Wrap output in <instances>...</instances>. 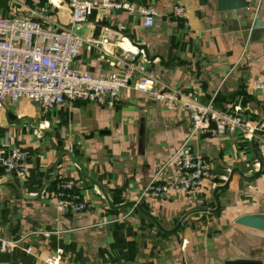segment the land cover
<instances>
[{"label":"crops","instance_id":"crops-1","mask_svg":"<svg viewBox=\"0 0 264 264\" xmlns=\"http://www.w3.org/2000/svg\"><path fill=\"white\" fill-rule=\"evenodd\" d=\"M117 1L151 6L154 24L143 27L137 12L115 9L99 22L103 10L94 8L80 30L84 43L74 66L119 77L129 53L158 86L215 109H236L256 133L190 136L185 108H167L137 91L120 92L114 108L6 103L0 148L23 149L28 170L17 175L0 167V242L16 241L0 249V264H264V232L234 222L264 212V93L248 87L249 79L264 77V0H244L247 8L231 12L217 10L216 0ZM178 4L187 7L185 21L170 15ZM30 14L56 28L67 22L69 8L66 0H0L1 16ZM186 142L210 164L201 191L136 203ZM170 175L166 167L160 178ZM60 177L73 179L92 207L61 212L53 199Z\"/></svg>","mask_w":264,"mask_h":264},{"label":"built area","instance_id":"built-area-1","mask_svg":"<svg viewBox=\"0 0 264 264\" xmlns=\"http://www.w3.org/2000/svg\"><path fill=\"white\" fill-rule=\"evenodd\" d=\"M69 8L64 25L47 28L37 15L7 18L0 15V111L6 103L19 99L36 102L51 108L66 101L94 102L106 108L119 103L120 92L128 96L137 91L149 94L154 100L173 109L178 104L188 111L193 134L222 136L243 129L249 134L256 131L236 109L219 110L210 102L202 103L192 97L158 86V80L144 66L134 63V56L124 53L125 68L119 77L100 78L92 76L73 65L84 43L80 30L92 13L99 7L103 10L99 22L106 19L110 9L137 12L142 17V26L154 24L156 12L151 6L136 8L134 3L117 0H66ZM170 15L180 21L187 18V7L174 5ZM104 32L108 27H102ZM102 34L100 40H104ZM248 87L264 93V77L251 78ZM187 142L179 147L158 169L136 196V203L145 198L170 199L200 192L211 176L210 164L199 154L186 149ZM0 167L17 175L28 170L27 155L23 149L0 148ZM169 167L171 175L160 178ZM53 199L56 207L65 213L88 210L92 202L78 189L71 178L60 177L55 182ZM133 208L130 209V211ZM16 243L1 240L0 249ZM30 250V248H27Z\"/></svg>","mask_w":264,"mask_h":264},{"label":"water","instance_id":"water-1","mask_svg":"<svg viewBox=\"0 0 264 264\" xmlns=\"http://www.w3.org/2000/svg\"><path fill=\"white\" fill-rule=\"evenodd\" d=\"M201 4L204 3V0H199ZM248 4L244 0H216V8L219 11H237L243 8H247ZM144 49V47H142ZM256 133V131L254 132ZM234 222L236 224L246 226L255 230L264 232V212H256L243 214L238 216ZM234 264H257L255 262H237Z\"/></svg>","mask_w":264,"mask_h":264}]
</instances>
